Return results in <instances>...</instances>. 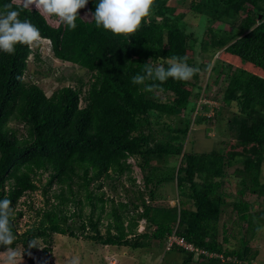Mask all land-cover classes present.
Listing matches in <instances>:
<instances>
[{
    "label": "trees",
    "instance_id": "1",
    "mask_svg": "<svg viewBox=\"0 0 264 264\" xmlns=\"http://www.w3.org/2000/svg\"><path fill=\"white\" fill-rule=\"evenodd\" d=\"M8 3L0 0V11ZM97 3L89 0L81 9L79 33L54 27L52 17L35 8L20 17L57 54L86 59L92 68L87 86H63L48 95L26 80L33 47L0 52V199L15 208L12 247L37 252L38 240L48 245L55 235H95L102 245L136 250L176 233L196 248L166 251L180 254L179 264H253L258 251L251 242L264 229V207L257 203L264 198V0H154L151 15L131 36L98 28L91 17ZM171 56L187 57L201 71L188 81L169 78L163 92H143L131 83L150 59L155 66ZM208 71L215 84L225 77L223 98L237 104L236 111L225 107L235 138L225 150L199 153L189 143L192 126L204 121L199 100L212 86ZM251 92L255 100L246 108ZM135 165L150 173L143 186L132 176ZM229 176L237 180L236 192L226 190ZM170 182L177 192L171 205L163 190ZM55 185L54 202L38 208V223L21 232V199L41 187L47 195ZM121 187L125 197L118 201L113 194ZM227 213L230 224L223 219ZM141 221L146 226L139 232ZM230 237L240 238L239 248L228 246ZM33 240L36 246L29 247Z\"/></svg>",
    "mask_w": 264,
    "mask_h": 264
},
{
    "label": "rangeland",
    "instance_id": "2",
    "mask_svg": "<svg viewBox=\"0 0 264 264\" xmlns=\"http://www.w3.org/2000/svg\"><path fill=\"white\" fill-rule=\"evenodd\" d=\"M34 9V6H33ZM79 17L84 19L85 15L82 16L81 10L79 11ZM50 19V17H47ZM191 19V18H190ZM190 22H196L190 20ZM51 23L54 27L60 29L63 24L59 23L57 18H51ZM80 22L77 20V27L75 30L80 31ZM197 25V24H196ZM69 30V28H68ZM34 53L29 58V68L26 73V80L38 84L41 86L48 95H51L55 90L63 86L77 87L81 84L88 85L92 75V68L87 64L86 59L78 54L71 52H64L63 54H57L51 45L49 40L42 39L33 46ZM38 53L39 56H36ZM217 57V55H216ZM216 57L212 59L214 62ZM196 59L203 61L199 54H196ZM210 76V78H209ZM207 78L210 79V85L212 86L206 92V97L199 100L201 103H205L206 109L202 111L204 121L201 124H195L192 126L189 147L192 151L199 153H212L219 151L220 149L225 150L228 148L230 143L234 140L233 132L228 130V119L225 116V107L230 108L232 111L237 110V104L229 105L223 98L225 85V77L223 76L219 83L213 82L214 73H207ZM206 78V80H207ZM204 82L203 85H205ZM255 100V94L251 92L245 101V107L249 108ZM171 124L178 127L181 126L180 121H171ZM11 126H16L11 124ZM21 127V126H20ZM18 127V128H20ZM133 163V160H130ZM239 166L237 164L234 165ZM264 169V167H263ZM234 169L229 170L232 175ZM150 174L143 173L138 165L134 167V173L132 176L136 178L137 183L143 184L144 176ZM230 182L225 187L226 190L236 192L239 189L237 180L229 176ZM48 178V174H44L41 177V186L45 185ZM127 177L123 178L125 188L132 189V184L128 182ZM175 185L170 182L164 187V192L167 199L171 204H174L175 199ZM43 187L34 193L28 194L23 197L20 201V209L25 210V216L20 219V231L23 232L34 224H37L39 218H37L36 210L38 208L46 207V202L50 199V202H54L52 195L54 192L59 191L58 185H55L47 195L43 194ZM106 189L110 191V186ZM118 193L113 194L114 197L119 201L125 197V190L121 187ZM174 192V193H173ZM248 197L253 202L258 199L255 195L248 194ZM25 203V204H24ZM31 203L32 208L23 207L24 205ZM257 203L264 207V198L258 199ZM87 210H89L87 208ZM234 217V214H232ZM225 222L230 224V213L223 215ZM105 224L107 221L105 220ZM145 221L140 222L138 231L142 232L145 229ZM102 232H105V226L101 227ZM251 242V248L253 252L258 251V256L253 264H264V229L261 230ZM240 238L236 239L230 237V243L228 246L232 248H239L241 245ZM37 252L27 250L22 244H19L16 248L21 253L20 264H41L45 259H48L50 264H72L74 258L79 259V264H179L182 260V256L173 252H166L165 242L154 243L143 249H132L128 247H110L100 244L97 241V237L92 235L85 238H73L62 235H55L48 245L40 243ZM46 249L50 251L47 253ZM0 264H3V258L0 257Z\"/></svg>",
    "mask_w": 264,
    "mask_h": 264
},
{
    "label": "clouds",
    "instance_id": "3",
    "mask_svg": "<svg viewBox=\"0 0 264 264\" xmlns=\"http://www.w3.org/2000/svg\"><path fill=\"white\" fill-rule=\"evenodd\" d=\"M88 2L89 0H11V3L5 4L3 11H0V52L12 55L17 45L32 47L44 39L29 19L20 18L22 11H32L34 6L40 15L56 17L59 23L75 30L79 11L85 8ZM153 5L154 0H98L91 17L98 28L102 27L117 36H131L151 15ZM207 70H210V66ZM200 71V68L187 63V57L171 56L155 66L150 59L144 64L143 72L132 77L131 83L141 86L143 92H163L161 85L169 78L188 81ZM147 81H158L159 84H148ZM14 211L10 199H0V247L6 249L0 252L3 264H20L21 260L19 250L12 247L16 239L11 226ZM36 243L35 240L29 242V247L36 246ZM72 264H79V259L74 258Z\"/></svg>",
    "mask_w": 264,
    "mask_h": 264
},
{
    "label": "built area",
    "instance_id": "4",
    "mask_svg": "<svg viewBox=\"0 0 264 264\" xmlns=\"http://www.w3.org/2000/svg\"><path fill=\"white\" fill-rule=\"evenodd\" d=\"M175 245L183 247L189 251H196V248L192 243L187 242L183 237H179L176 233L169 236L168 241L166 243V250L169 251Z\"/></svg>",
    "mask_w": 264,
    "mask_h": 264
}]
</instances>
